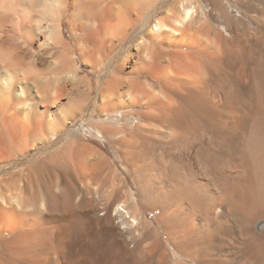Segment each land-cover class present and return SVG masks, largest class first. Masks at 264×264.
Listing matches in <instances>:
<instances>
[{
    "label": "bare ground",
    "instance_id": "1",
    "mask_svg": "<svg viewBox=\"0 0 264 264\" xmlns=\"http://www.w3.org/2000/svg\"><path fill=\"white\" fill-rule=\"evenodd\" d=\"M203 1L207 0H169L166 14L159 16L160 6L151 10L147 6L156 0H72L69 16L71 30L81 32L79 44L86 45L89 38L96 42L101 56L95 65L110 64H103L107 50L125 48L103 83L97 110L107 114L145 107L144 112H134L146 120L139 126L143 135L154 142L162 138H168L170 144L180 142L178 151L184 165L208 176L206 183L203 175L199 176L203 182L196 178V182L172 181L156 158L143 153L129 155L141 172V201L163 210L160 224L170 240L167 242L142 209H132L130 200L120 202L107 195L110 200L103 204L97 199L99 167L108 161L87 144L76 140L68 144L77 156L71 163V177L63 174L61 167L52 166L51 146L36 160L23 162L50 144L71 122L55 124L51 103L61 97L62 88L53 87L47 71L37 72L27 65L29 56L37 52H33L35 47L67 46L62 21L71 0H0V264H175L174 256L180 258V264H264V210L250 216L253 196L264 200L255 161L234 156L231 148L235 137L228 134L229 144L208 143L214 152L211 160L204 162L202 144L208 142L207 133L202 132V138L197 139L193 130H205L214 110L223 112V123L232 134L244 136L252 127L264 129L263 94L256 93L257 97L250 99L249 94L247 110L239 103L226 106V100L210 96L209 72L212 62L220 57V47L214 44L215 27ZM134 31L141 34L136 53L128 45ZM215 32L223 36L222 30ZM86 49L89 60L95 49ZM133 57L138 61L132 72H146L154 82L123 75ZM66 58L62 74L82 80L77 69L68 67ZM246 71L236 72L243 86L241 91L233 86L232 94L237 97L244 96L245 87L257 76L264 78L258 64L252 73ZM98 128L102 133L111 129ZM69 136L75 138L76 134L70 132ZM63 176L64 187L55 188ZM196 183L197 189L193 188ZM82 184L98 197L94 192L82 195ZM247 217L245 232L227 240V225Z\"/></svg>",
    "mask_w": 264,
    "mask_h": 264
},
{
    "label": "rangeland",
    "instance_id": "2",
    "mask_svg": "<svg viewBox=\"0 0 264 264\" xmlns=\"http://www.w3.org/2000/svg\"><path fill=\"white\" fill-rule=\"evenodd\" d=\"M168 1L169 0H156V2L150 3L149 5L147 3V6L149 10L156 7L157 5L160 6L159 16H163L167 12ZM71 5L72 0L70 2L67 14L62 21V30L64 34L63 37H65L64 39L66 40L65 42H67V46L64 47L60 44L57 45L58 48L49 45H46L43 48L35 47L33 52L37 51L38 53L35 52L34 54L29 56V59H27V65L29 69L30 67L31 69L33 67V69L37 70V72L47 71V73L51 77L53 87L58 86L63 90H61V97H59L56 102L51 103V111L53 112L55 118L54 121L56 120L55 124L56 122L59 125H61V123L64 124L65 122H68V119H70L71 122L66 128L63 129L62 132L59 133V135H57V137L53 136L54 138H52L50 144L45 145V147L38 148L34 151L33 154L26 156V158H23V162L33 159L36 160L47 146H51L49 150L51 151L52 155H54L52 166L54 168L61 167L63 170V174L71 177V169L73 168V164L71 163L74 159L75 161H77V156L72 153L71 149L68 147V144L73 142V140L87 144L89 147L99 151L104 156V158L107 159L108 164L99 167L100 175L96 180L99 189H95L97 192H99V197L96 195V191L88 190V186H84V183V185L82 184V187L80 189V191L82 192L81 194L86 195L89 192L88 194L91 196L93 195L92 192H94L95 196L98 197L97 199L100 198L99 200L103 204L108 202L110 200V197L111 199L118 198L120 202L131 201L130 204L132 203V209H137L139 211L140 209H142L147 217L146 219L148 220V222H153L155 227H157L158 230L162 232L164 239L169 242L170 240L163 233V225L160 224L161 218H164L163 210L155 205H151L145 200L141 201L140 199L139 180H141V172H139L136 164L130 157L133 153H143L146 154V156L149 155L153 158H156V162L161 167V169H165V171H167V179L172 181L175 179L183 181L191 179V181H194L196 178V180L198 179V181H204L203 183H206L205 181H207L208 176L205 172L202 171L198 173L193 172L184 165V161L181 158L182 156L180 155V151H178L181 147L180 142H174L173 144H170L168 143L170 141L168 138H162L160 141L154 142L150 139H147L143 135L142 130H140L141 127L139 126L146 123V120L139 115L137 116L134 112H144L146 110L145 107L135 106L126 110L118 109V111H116L115 113L113 112L107 114L97 110V107L100 104L99 94L101 92L103 83L109 79L110 73H112L115 67L118 65V60L123 56L125 48L122 47L119 51L117 49H111L109 51L107 50V56H105L106 58L103 64L105 62L110 64L107 66H99L96 63L95 65L94 62H96L97 59L101 56V54H99L96 50L98 46L96 42H94L90 38V41H88V39L86 40L88 42L86 45L85 42L79 44V37H81V32L75 34L69 26V21L71 18H69V16L73 13ZM203 5H208L207 10L209 14V20L213 28L215 27L212 38L214 40V44L219 45L220 47V57L216 58L212 62L209 72L210 96L213 99L218 100L219 98H222L226 100V106H231L239 103L240 107L244 105L243 108L241 107L242 109L247 110L250 107L251 103L250 100L248 101V97L250 95L251 96L249 97V99L251 97L256 98L257 94L264 95V90H262V88H264V78L262 76H259L261 78L257 76V80L253 84H251V86H249L248 88L245 87L246 90L243 88L244 94L242 95L244 96H241L242 98L237 97L236 95L238 94H232L233 86H238L236 89L239 91H241L243 87L241 79L238 77V74H236V72L247 70L248 73H252L254 71L255 64L261 66L264 72V0H223V2L218 4L215 3L214 0H207L203 1ZM216 29L219 31L222 30V37L216 35ZM134 32L135 33H132L131 38L128 42V45L132 48V53H136L137 47L135 44H137L141 35L137 31ZM86 48H94L96 50H93L91 52L92 54L90 53L89 58L91 57V59L89 60H86V56L84 54L85 50H87ZM65 58L68 62V67L70 66V68L72 69H77L82 77V80L74 81L72 77H68L62 74V72H64L63 59ZM68 59H70V61ZM136 61H138L137 57H133V59L129 60L128 64L125 66L126 69L124 70L123 75L128 77L141 76L147 81L154 82V78L146 72H132ZM70 62L71 65H69ZM90 62L93 63L91 64ZM61 74L65 77L62 78V76H60ZM156 84H158L157 81ZM248 89L250 90L248 91ZM245 91L248 92L245 93ZM71 105H74V107H71ZM75 105L77 107H75ZM214 108L216 109L217 106H214ZM214 111L212 114L213 117L206 123L205 130L199 127L193 128V130L196 129L195 134L197 132V139H200L202 132H204L205 134L207 133L206 136H208V138L206 137L208 139V142L203 141L202 144V149L205 148L204 150H202L204 153L203 161L206 162L211 160V155L214 152L208 145L209 142H212L211 140L217 143L222 142L225 145V143L229 144L230 142H232L229 141V137L227 135L230 134L231 137L234 135L235 138H232L234 143L231 148V153H234V156H239L242 159H247V161H255L254 164L256 166V173L258 175L257 179L260 180V188L261 191L264 192V165L262 166V164H264V156L261 154H264V129H257L256 131V129L252 127L251 129L247 130L248 133H244V136H242L241 134H232L229 131L227 132L226 126L223 123L224 120L222 119L225 118L223 112H217L216 110ZM124 114H127V116H129L123 117ZM215 114L218 115L216 116ZM112 116L117 117L112 118ZM98 127H109L111 129L108 133H102ZM70 132H74L76 134V137H70ZM246 133L248 134V136L246 135ZM259 149H263V151H260ZM254 150L255 152H252ZM130 154L131 156H129ZM181 159L183 163L181 162ZM259 165L262 167H260ZM76 166L77 168H79V165L76 164ZM199 173L200 175H198ZM202 175L205 177H203ZM192 176L194 179H192ZM199 176L203 177V181ZM231 178L234 177L232 176ZM55 184H58L57 186L55 185V188H57L58 186L60 188H63L65 185L64 176L60 183ZM197 187L199 186L196 183L193 188L197 189ZM112 189L114 192L112 191ZM196 194L198 196L208 197V194H205V192L204 194L202 192H197ZM107 195L111 196L108 198ZM258 196L259 195L256 194L255 196H253L255 198L253 200L254 210L252 211V213H250V216L257 211H261L260 209L264 210V200H262L263 197ZM132 197H136V199ZM101 198H104L105 201L103 202V199L101 200ZM152 207H156V209L153 208L151 210ZM249 217L245 218L246 221L244 219H233L234 221L230 222L227 225L226 239L229 240L234 236L239 235V233H241L242 231L245 232L248 227L247 219ZM243 226H245L246 228L244 229ZM239 247H241V245L237 244V249H239ZM173 259V263L180 264V258L178 256H174ZM193 263L195 264V262H191V264Z\"/></svg>",
    "mask_w": 264,
    "mask_h": 264
}]
</instances>
